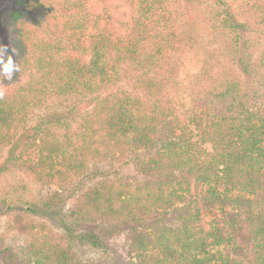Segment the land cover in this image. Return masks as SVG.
I'll list each match as a JSON object with an SVG mask.
<instances>
[{
  "label": "trees",
  "instance_id": "16d2710c",
  "mask_svg": "<svg viewBox=\"0 0 264 264\" xmlns=\"http://www.w3.org/2000/svg\"><path fill=\"white\" fill-rule=\"evenodd\" d=\"M5 1L14 3L5 14L8 55L20 65L0 80V151L12 165L62 193L93 163L148 153L133 159L146 178L90 180L60 216V231L26 226L19 254H0L20 264H85L75 227L112 220L132 223L135 264H264V48L253 56L242 36L264 30V0L237 13L228 0H201L216 5L206 20L235 54L243 49L238 61L253 80L214 77L185 117L168 93L186 43L174 0ZM7 169L2 163L0 173ZM13 201L2 198L0 214L38 207ZM210 208L220 217L208 224ZM170 209L177 214L167 225L161 216ZM82 237L98 244L91 231Z\"/></svg>",
  "mask_w": 264,
  "mask_h": 264
},
{
  "label": "rangeland",
  "instance_id": "374dc122",
  "mask_svg": "<svg viewBox=\"0 0 264 264\" xmlns=\"http://www.w3.org/2000/svg\"><path fill=\"white\" fill-rule=\"evenodd\" d=\"M251 1L253 0H228L227 8L237 13L242 6ZM213 3L212 1L205 3L201 0L192 2L174 0V13L179 25L185 30L186 43L173 59L174 73L168 84V93L183 117L189 114L191 101L196 94L214 77L227 74L239 76L250 82L253 80L251 75L244 72L238 61L243 49L239 48L240 51L238 50L235 54V49L230 46L228 38L209 26L206 17ZM213 6L216 7V5ZM13 7V2L0 0V41L7 49L9 48V29L5 23V14ZM242 36L244 40L248 38L249 43L247 44H250L248 49H251L253 56L259 49L264 48L263 29L254 32L244 30ZM69 103L70 100L64 104ZM86 103L87 101L79 103L78 110L85 109ZM64 104L60 107L66 106ZM70 104H75V102L71 101ZM32 119L37 120L38 118L32 117ZM15 153H19V149ZM147 153L148 151L140 150L124 160L111 159L93 163L87 176L74 182L67 191L59 193L60 189L56 186L46 187L33 182L20 168L12 165L9 152L6 149L1 150L0 169L2 163L6 164L8 169L0 173V200L2 198H12L13 202L28 200L36 203L38 207L34 209V212H21L15 208L8 213L0 214V249L11 247V250L19 254L21 245L27 239V232L23 229L26 226L44 224L51 230L60 231V216L68 213L79 193L90 184V180L103 177L113 180L123 177L132 180L146 178L136 170L133 159ZM60 197L61 200H59ZM176 214L175 210L170 209L161 216L162 223L170 225L174 222ZM202 214L204 221L208 224H211L215 217H220V212L216 208L206 209ZM229 215L226 214V217L228 218ZM131 227V222L126 224L112 220L82 223L75 227L74 250L85 264H135L129 245ZM89 231L97 236V245L82 237ZM223 250L228 251L227 248ZM17 260L16 262L14 256L6 254L4 257L0 254V264H20V257Z\"/></svg>",
  "mask_w": 264,
  "mask_h": 264
},
{
  "label": "clouds",
  "instance_id": "9594fccd",
  "mask_svg": "<svg viewBox=\"0 0 264 264\" xmlns=\"http://www.w3.org/2000/svg\"><path fill=\"white\" fill-rule=\"evenodd\" d=\"M15 52V49L12 50ZM20 72V65L17 64L12 55H8L6 46L0 45V80H12L14 73ZM5 92L0 89V98Z\"/></svg>",
  "mask_w": 264,
  "mask_h": 264
}]
</instances>
